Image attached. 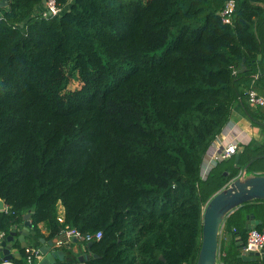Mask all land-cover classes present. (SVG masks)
<instances>
[{
	"label": "trees",
	"instance_id": "16d2710c",
	"mask_svg": "<svg viewBox=\"0 0 264 264\" xmlns=\"http://www.w3.org/2000/svg\"><path fill=\"white\" fill-rule=\"evenodd\" d=\"M224 1L56 0L61 9L50 14L43 0L0 7L6 234L30 212L32 247L65 223L101 231L79 241L83 260L74 242L54 246L53 264L196 263L213 189L264 158V148L252 156L244 144L228 175L219 163L201 174L236 103L264 126L247 102L253 85L264 91V0H236L232 23L219 14ZM256 204L264 201L241 207ZM17 245L14 261L23 262L26 246Z\"/></svg>",
	"mask_w": 264,
	"mask_h": 264
},
{
	"label": "water",
	"instance_id": "95a60500",
	"mask_svg": "<svg viewBox=\"0 0 264 264\" xmlns=\"http://www.w3.org/2000/svg\"><path fill=\"white\" fill-rule=\"evenodd\" d=\"M9 0H0V7L6 6ZM47 0H43V4ZM243 146L235 154V166H238V158ZM244 172L238 174L231 181L226 183L214 192L205 203L202 212V236L198 257L195 264H228L219 258V232L225 218L235 209L247 202L255 200L264 201V173H248L247 166ZM226 174V173H225ZM6 203L0 198V210L4 209ZM30 212L24 214V232L18 235L19 240H23L25 233L28 232L32 223L29 220ZM247 228L255 227L254 221L247 224ZM17 232L15 230L7 234L1 242V252L6 259H12L14 254L10 252V242L15 240ZM42 245L40 251L44 255L38 264H53L56 261V254L50 245L44 243L45 238L41 237ZM76 241V239H74ZM90 244V242H89ZM245 261H262L257 264H264V244L259 250H247L245 245L240 254ZM81 260L84 255L79 256Z\"/></svg>",
	"mask_w": 264,
	"mask_h": 264
},
{
	"label": "crops",
	"instance_id": "0c3cea01",
	"mask_svg": "<svg viewBox=\"0 0 264 264\" xmlns=\"http://www.w3.org/2000/svg\"><path fill=\"white\" fill-rule=\"evenodd\" d=\"M253 86L256 87V85H253ZM256 88L262 95H264V91L260 90L258 87ZM248 104L252 109H258L259 111H261L264 116V106H253L249 102ZM263 123H264V119H263ZM230 141H236L239 145V148L243 146V149H244V144H248V143H251V144L255 143V144H258L259 146L263 145V148H264V126L259 125V124L254 125L251 119L248 117V115L245 113V111L241 107V105H239L238 103H236L235 106L233 107L228 123L224 126L220 134H218V136L215 138V140L213 141L211 146L208 148L204 156L202 168H201L202 176H205V175L207 176L208 173H210V171L214 168L213 167L209 169L207 165L209 164L211 153L213 149L215 148V146L221 143L225 144L226 142H230ZM255 172L261 173V172H264V170L256 169ZM216 191L217 190L214 188L212 194ZM6 208H7V205H5L4 209ZM62 209L63 208L60 205L59 210H62ZM231 214H229L232 216L231 219L228 222H226V218L229 216L228 215L225 218L220 228L219 258H220L221 253H225L229 250L231 252H234V254H237V255L242 252L243 246L245 245V243L243 241V237L240 232L242 228L241 226L246 227L247 224L251 223V220L254 221L255 227L258 224H264V206H261V205L256 204L254 206L250 205V206H245V207H238ZM29 220L31 221L30 218ZM24 221L25 219L23 218L21 226L15 229V231L17 232V235L15 236V240L9 243L11 246L10 252L14 254V257H21L20 255L21 253L17 245L18 242H20L22 246L30 245V239L28 238V234L31 229L25 233V237L23 240L18 239V235L24 232V229H23ZM40 227H41L42 232L46 234L47 229L43 225V223H40ZM249 229L250 228H247V235H248ZM53 240L54 238L52 240L45 239L44 243L46 245H50L52 248V251L54 252L55 249H54ZM73 242L74 243L72 244V248L76 252H79L80 250L79 247L82 246L83 254L81 255H84L85 247L83 246V244L80 243L79 241H73ZM14 257L12 259H14ZM43 257L44 255L41 252L39 256L36 258L35 263L38 264V262H40ZM259 262H262V261H245L241 257H239L235 263H228V264H257Z\"/></svg>",
	"mask_w": 264,
	"mask_h": 264
},
{
	"label": "built area",
	"instance_id": "2783aa9c",
	"mask_svg": "<svg viewBox=\"0 0 264 264\" xmlns=\"http://www.w3.org/2000/svg\"><path fill=\"white\" fill-rule=\"evenodd\" d=\"M44 14L56 13L60 11V7L57 6L56 0H47L44 4ZM236 9V0H225L222 8L219 11L222 20L226 23H232L233 15ZM248 102L253 106H264V95H262L256 87H251L248 90ZM239 145L236 141H230L218 144L215 146L211 153V158L207 167L213 168L218 162L232 158L238 151ZM244 169L239 173L242 174ZM209 174V173H208ZM208 176V175H207ZM206 175L203 178L207 177ZM58 220L65 222L64 211L59 210ZM6 232L0 228V264H36V258L39 256L40 248L26 246L25 247V260L23 262H16L14 259H6L3 257L1 252V242L6 236ZM101 231L96 233H83L77 227L71 226L65 223L64 227L61 228L60 233L54 237V246L70 245L74 239L76 241H90L93 238H99ZM264 244V228L258 229L252 227L248 231L247 242L245 249L247 250H259Z\"/></svg>",
	"mask_w": 264,
	"mask_h": 264
},
{
	"label": "rangeland",
	"instance_id": "374dc122",
	"mask_svg": "<svg viewBox=\"0 0 264 264\" xmlns=\"http://www.w3.org/2000/svg\"><path fill=\"white\" fill-rule=\"evenodd\" d=\"M41 6V5H40ZM40 6H38L39 7V9H41V7ZM38 8H37V12H40V10H39ZM78 85V83L77 82H74L71 86L72 87H74V86H77ZM258 144H255V143H253L252 144V148H251V150H250V154L253 156L254 154H257V152L258 151H260L261 149H263V145H261V146H259ZM261 148V149H260ZM244 160H246V158L244 159ZM233 166H234V158H230V159H227V160H223L222 162H220L219 163V165L216 167V169H218V170H224L223 171V174H225V173H227L226 175H228L232 170H233ZM215 167V166H214ZM241 167V166H240ZM239 167V168H240ZM252 168H254V169H252V170H250V169H247L248 170V173H252V172H255V170L257 169V170H264V158H261V159H257V160H255L254 162H253V164H252V166H251ZM243 166L240 168L241 170H243ZM240 170V171H241ZM239 171V172H240ZM238 172V174H240ZM257 173V172H256ZM261 173H264V172H261ZM237 174V175H238ZM233 179V178H232ZM231 179V180H232ZM230 180V181H231ZM254 206V205H253ZM84 246V245H83ZM79 252L78 253H81V254H83V247L82 246H80L79 247ZM80 254V255H81Z\"/></svg>",
	"mask_w": 264,
	"mask_h": 264
}]
</instances>
